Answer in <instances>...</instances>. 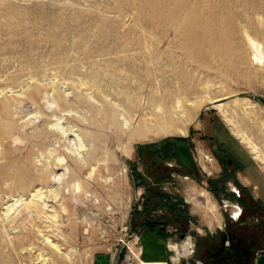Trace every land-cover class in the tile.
<instances>
[{
	"label": "rangeland",
	"instance_id": "obj_1",
	"mask_svg": "<svg viewBox=\"0 0 264 264\" xmlns=\"http://www.w3.org/2000/svg\"><path fill=\"white\" fill-rule=\"evenodd\" d=\"M245 31L263 42L264 0H0V264H126L136 235L168 259L143 225L134 172L181 200L200 257L229 223L264 227V164L234 131L252 138L248 114L264 130L262 84L236 74L253 57ZM162 109L170 124L156 122ZM167 138L188 142L150 147ZM242 165L255 201L238 181H216ZM158 210L165 231L188 229Z\"/></svg>",
	"mask_w": 264,
	"mask_h": 264
},
{
	"label": "bare ground",
	"instance_id": "obj_2",
	"mask_svg": "<svg viewBox=\"0 0 264 264\" xmlns=\"http://www.w3.org/2000/svg\"><path fill=\"white\" fill-rule=\"evenodd\" d=\"M246 33H247V36H248V39H249V42H250V44H251V47H252V49H253V57L252 58H250V57H245V55H244V59H243V62L242 63H240V64H242L239 68H236V69H238L237 71V75L238 76H240V77H242V78H248V83L247 84H249V83H251L252 85H253V83H254V81L256 80V79H258L259 81L258 82H260L261 84H262V86L261 87H263V89H264V35L262 34V33H260L259 35H258V37H259V39H262L263 40V42H256V41H254V39L252 38V36H251V34L249 33V31H245ZM245 33V34H246ZM242 45H243V43H242ZM241 45V46H242ZM240 46V47H241ZM239 46H238V49L240 48ZM242 49V48H241ZM242 53V52H241ZM240 53V54H241ZM210 54V53H209ZM209 54H207L208 56H209ZM212 55V54H211ZM248 55V54H247ZM237 56V55H236ZM240 56V55H239ZM240 61H242V60H240ZM234 62H235V60H234ZM239 62V61H238ZM233 64H235V63H233ZM238 65H239V63H238ZM253 65V66H252ZM232 67V66H231ZM231 67H229V69L231 68ZM233 67H234V65H233ZM235 67H237L236 65H235ZM234 67V68H235ZM135 68V67H134ZM243 68V69H242ZM232 71V70H231ZM230 71V72H231ZM233 71H234V69H233ZM227 72V71H226ZM240 77H238V78H240ZM238 80V79H237ZM240 81H244L243 79H241L240 78ZM257 81V80H256ZM245 82V81H244ZM192 86V85H191ZM190 85H185L184 87H182L183 88V90H182V92L185 94V93H189V91L191 90V87ZM168 95V94H167ZM166 97V96H165ZM157 99H158V97H157ZM162 99V98H161ZM164 99V98H163ZM168 99V98H167ZM165 100V99H164ZM163 101V100H162ZM168 101V100H167ZM166 102V101H165ZM166 104V103H165ZM168 105H169V103H168ZM168 105L166 106V107H168ZM221 105V104H220ZM181 106H184V105H182L181 104V102L179 101V103H178V106H176V108H180ZM160 107V106H159ZM161 108V107H160ZM171 108V107H170ZM221 108V107H220ZM224 108V107H223ZM152 109V108H151ZM150 109V110H151ZM224 109H226V108H224ZM223 109V110H224ZM144 110V109H143ZM148 110V109H147ZM168 110V109H167ZM149 111V110H148ZM165 111V112H164ZM224 112V111H223ZM150 113V112H149ZM159 113H161V114H159ZM227 113V112H226ZM254 113V112H253ZM146 115V114H145ZM156 118L155 119H157L156 120V122L158 121H163L165 124H170V122L171 121H173L174 120V114H171V110H170V112H168V111H166L165 109H162L160 112H157L156 114ZM226 115V114H225ZM232 115V114H231ZM249 116L248 117H246V118H242V119H240V125H241V127H242V129L243 130H245L247 133H249L251 136H252V138H245L244 136H242V134L236 129V127H235V125H234V131L236 132V134L239 136V138L242 140V141H244L243 139H245L247 142H248V144L252 147V150L255 152V159L256 160H259V162L261 163V164H264V151H262V150H260L259 149V147H257V145H256V143H257V141L254 139V138H256L258 141H260V144H261V147H262V149L264 150V130H262V128L260 127V126H258L257 124H256V120H255V118L253 117V116H251V114H248ZM139 116V115H138ZM145 117V116H144ZM232 117V116H231ZM146 118V117H145ZM145 118H142L141 117V122H140V124L138 125V126H142V127H147V124H146V122L144 121V119ZM228 118V117H227ZM139 119V118H138ZM232 120V119H231ZM129 121L128 120H126V124L128 125L129 123H128ZM231 122V121H230ZM130 126L129 127H131V123L129 124ZM132 128V127H131ZM261 128V129H260ZM139 129V128H138ZM149 129V128H148ZM178 132H179V134H181V135H184L185 134V131H184V129L183 128H179L178 129ZM158 133V132H157ZM243 138H242V137ZM252 139L256 142H254V141H252ZM248 145V146H249ZM249 146V147H250ZM252 152V151H251ZM236 214H235V217H239V215H240V213L238 212V211H236L235 212ZM204 260V259H203ZM144 264H161V263H159L158 261H156V262H146V261H144ZM164 264V263H163Z\"/></svg>",
	"mask_w": 264,
	"mask_h": 264
},
{
	"label": "trees",
	"instance_id": "obj_3",
	"mask_svg": "<svg viewBox=\"0 0 264 264\" xmlns=\"http://www.w3.org/2000/svg\"><path fill=\"white\" fill-rule=\"evenodd\" d=\"M173 140H175V142H179V141L188 142L186 138H181V139L167 138V139H164L163 141L150 145V147H157L158 152L161 150L163 151L164 146H170L169 144H171ZM181 148L182 146L176 145L174 154L172 152V155H174L175 157V154L177 153V156L179 157V160L183 165H185L186 167L190 169H194L193 167L195 166V163L192 159V153L189 150V147L184 146V149H181ZM161 156L162 157H159V158H166L164 154H162ZM168 175L169 174H165L164 176H162L160 180L165 179ZM133 177H134L136 184L138 183L139 185H144L146 188V194L144 195V203H143L144 209H146L148 213L147 218L143 222V225L146 229L157 231L159 234L166 236L164 228L161 227L162 226L161 220L154 218L155 215H154V212L152 213V210H158V209L168 210L171 215V219L175 218L177 222L184 221V220L188 221L189 219H191L188 214L187 209L181 208V205H180L181 200L174 199L173 196H171L168 192L161 190L159 187L160 184L157 183L158 181L155 183V186H156L155 189L153 188L151 189V186H150L151 182H147L144 179L143 174H139V173L137 174L136 172H134ZM197 178L198 180L201 181L199 177ZM168 179H170V177ZM213 185H216V184L213 183ZM216 195H219V193L216 192ZM146 196H148V198ZM234 196L235 197H233V199H239V196L237 197L235 194ZM152 201H154V204L150 206L149 203ZM124 252H125V249L122 250L121 256L124 255ZM96 258H98V256ZM108 258H109V255H108ZM108 258L106 259L107 261L109 260ZM108 264H109V261H108Z\"/></svg>",
	"mask_w": 264,
	"mask_h": 264
},
{
	"label": "built area",
	"instance_id": "obj_4",
	"mask_svg": "<svg viewBox=\"0 0 264 264\" xmlns=\"http://www.w3.org/2000/svg\"><path fill=\"white\" fill-rule=\"evenodd\" d=\"M212 160V159H210ZM143 191L139 188V205L144 201ZM229 203V200H226ZM235 207V205H232ZM161 210H158V212ZM242 209H239L241 213ZM198 232L201 230L197 229ZM166 247L168 251V259L159 261L161 264H203V258L198 256V238L194 233L193 221L189 220L188 229L185 232L177 228L166 230ZM136 241L132 245H127L128 252L124 253L126 264H144L143 247L139 243V236L136 235ZM139 244V245H138ZM136 245L134 250L132 247ZM138 245V246H137ZM135 248V247H134ZM112 257V263L115 258Z\"/></svg>",
	"mask_w": 264,
	"mask_h": 264
},
{
	"label": "flooded vegetation",
	"instance_id": "obj_5",
	"mask_svg": "<svg viewBox=\"0 0 264 264\" xmlns=\"http://www.w3.org/2000/svg\"><path fill=\"white\" fill-rule=\"evenodd\" d=\"M222 148H224V146ZM222 174L224 176L231 175L230 172H222ZM210 183L213 184L212 181H210ZM243 192L244 191L242 190L239 194L241 198ZM229 228L232 231L231 237L233 242H237L238 239L240 240L238 245V255L234 256V258L229 261V264H253L255 250H258V253L262 248H264V233L262 231L256 230L255 228L243 224V221L237 223H229L226 229L223 231H226ZM219 241L220 239L218 240V242H212L210 247L203 252V264H212V259L214 258L215 254L213 248L217 246Z\"/></svg>",
	"mask_w": 264,
	"mask_h": 264
},
{
	"label": "crops",
	"instance_id": "obj_6",
	"mask_svg": "<svg viewBox=\"0 0 264 264\" xmlns=\"http://www.w3.org/2000/svg\"><path fill=\"white\" fill-rule=\"evenodd\" d=\"M215 141H216V139H214ZM214 140H212L213 141V145H212V148L213 149H216V147H217V143L214 141ZM192 141V140H191ZM220 141H223V140H220ZM223 143L224 144H228V141H223ZM191 144H193V142L191 143ZM223 145V144H222ZM254 156V155H253ZM255 158V157H254ZM213 160V159H212ZM256 160V159H255ZM258 161V160H257ZM244 165V164H243ZM243 165H242V167L241 168H237V169H233V170H228V171H226V172H230L231 173V175H228V176H224L223 174H222V172H225V170L224 169H221L220 170V173H219V175L217 176L218 177V179L219 180H216V181H225V179H232V180H236V181H238L239 182V184H240V190L242 191H244V192H248L249 194V196H250V198L252 199V200H254L255 199V197H254V194H253V190L251 191V189H250V187H249V185L247 186V184H245V183H243L242 181H241V179L243 178V174H242V170H243ZM208 175H211V172H208L207 173ZM207 182L209 183V184H212V183H210V181H212L213 183H214V181L215 180H210V178L208 177L207 179ZM217 185H219V183H217ZM212 188V187H211ZM212 190H216V192H217V189L215 188H213ZM241 198V197H240ZM255 201V200H254ZM260 201V205L262 206V207H264V203L261 201V200H259ZM242 204L243 205H246V204H244L243 202H242ZM243 221V220H242ZM243 224H245V225H248V226H250V227H252L246 220L245 221H243ZM252 228H255L256 230H258V231H262L263 233H264V227L262 226V225H258V226H256V227H252ZM152 231V230H151ZM153 233H156V234H159L157 231H152ZM223 232V231H222ZM165 234H166V231H165ZM159 235H161L163 238H164V241H160L159 242V244L161 245V246H163L164 247V249L166 250V255L168 256V251H167V247H166V236H163L162 234H159ZM147 256L148 258L146 259V262H156V261H164V260H166L165 258H163V257H161L162 255H160V256H157V257H151L150 256V254H147V250H146V248L145 247H143V256ZM253 264H264V249H262V250H260L256 255H255V257H254V260H253Z\"/></svg>",
	"mask_w": 264,
	"mask_h": 264
},
{
	"label": "water",
	"instance_id": "obj_7",
	"mask_svg": "<svg viewBox=\"0 0 264 264\" xmlns=\"http://www.w3.org/2000/svg\"><path fill=\"white\" fill-rule=\"evenodd\" d=\"M231 232L232 231L229 228L221 233L219 243L213 248L215 254L212 259V264H229V261H231L234 256L238 255V245L240 240L238 239L237 242H233ZM257 251L258 250H255V255Z\"/></svg>",
	"mask_w": 264,
	"mask_h": 264
}]
</instances>
